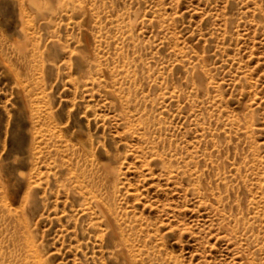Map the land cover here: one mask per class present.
<instances>
[{
	"label": "rangeland",
	"instance_id": "1",
	"mask_svg": "<svg viewBox=\"0 0 264 264\" xmlns=\"http://www.w3.org/2000/svg\"><path fill=\"white\" fill-rule=\"evenodd\" d=\"M0 264H264V0H0Z\"/></svg>",
	"mask_w": 264,
	"mask_h": 264
}]
</instances>
